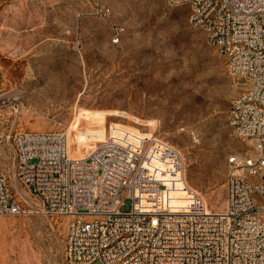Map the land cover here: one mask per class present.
<instances>
[{
  "label": "rangeland",
  "instance_id": "1",
  "mask_svg": "<svg viewBox=\"0 0 264 264\" xmlns=\"http://www.w3.org/2000/svg\"><path fill=\"white\" fill-rule=\"evenodd\" d=\"M189 18L187 4L167 0H0V94L18 96L0 100V131L64 133L75 157L119 129L152 135L180 152L207 208L222 210L228 158L253 150L228 124L247 85ZM13 154L5 143L0 167L14 198L31 203ZM168 194L190 204L182 190ZM130 207L124 198L119 210ZM68 221L0 213V264H66Z\"/></svg>",
  "mask_w": 264,
  "mask_h": 264
},
{
  "label": "built area",
  "instance_id": "2",
  "mask_svg": "<svg viewBox=\"0 0 264 264\" xmlns=\"http://www.w3.org/2000/svg\"><path fill=\"white\" fill-rule=\"evenodd\" d=\"M167 1L190 7L192 26L245 80L228 124L253 150L228 158L225 206L214 211L186 184L180 152L152 135L119 129L75 157L64 133L0 131V151L12 147L14 176L33 203L14 198L0 167V213L68 217L66 264H264V0ZM178 190L190 204L170 203Z\"/></svg>",
  "mask_w": 264,
  "mask_h": 264
},
{
  "label": "bare ground",
  "instance_id": "3",
  "mask_svg": "<svg viewBox=\"0 0 264 264\" xmlns=\"http://www.w3.org/2000/svg\"><path fill=\"white\" fill-rule=\"evenodd\" d=\"M18 96H16V94L14 93H8V94H6V93H1L0 94V100L2 101L3 99L5 100V99H8V100H10L11 98H17ZM69 152H70V155L71 156H77V155H79V153H78V151L76 150V151H73V150H69Z\"/></svg>",
  "mask_w": 264,
  "mask_h": 264
}]
</instances>
